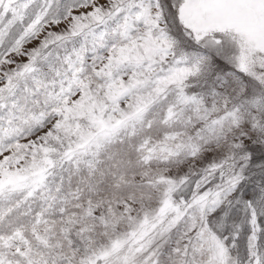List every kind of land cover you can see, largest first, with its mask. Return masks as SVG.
<instances>
[{
    "label": "snow or ice",
    "instance_id": "obj_1",
    "mask_svg": "<svg viewBox=\"0 0 264 264\" xmlns=\"http://www.w3.org/2000/svg\"><path fill=\"white\" fill-rule=\"evenodd\" d=\"M0 264H264V0H0Z\"/></svg>",
    "mask_w": 264,
    "mask_h": 264
}]
</instances>
